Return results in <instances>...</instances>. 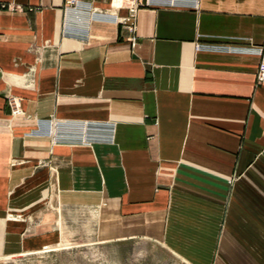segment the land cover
<instances>
[{"label": "crops", "instance_id": "0c3cea01", "mask_svg": "<svg viewBox=\"0 0 264 264\" xmlns=\"http://www.w3.org/2000/svg\"><path fill=\"white\" fill-rule=\"evenodd\" d=\"M76 1L0 0V264L78 213L100 243L264 264V0H140L134 30Z\"/></svg>", "mask_w": 264, "mask_h": 264}, {"label": "rangeland", "instance_id": "374dc122", "mask_svg": "<svg viewBox=\"0 0 264 264\" xmlns=\"http://www.w3.org/2000/svg\"><path fill=\"white\" fill-rule=\"evenodd\" d=\"M66 220L61 242L31 254L8 257L5 264H186L163 246L144 240L98 242L87 214ZM95 217L94 214H92ZM60 224V219L58 221Z\"/></svg>", "mask_w": 264, "mask_h": 264}, {"label": "built area", "instance_id": "2783aa9c", "mask_svg": "<svg viewBox=\"0 0 264 264\" xmlns=\"http://www.w3.org/2000/svg\"><path fill=\"white\" fill-rule=\"evenodd\" d=\"M194 7L197 6L198 0H194ZM66 7L69 9H82L83 5H81L76 0H65ZM141 6L140 0H112V9L115 10L111 13H98L92 11L90 7H84L83 11L87 12L90 15L92 20H99L105 22H113L116 24H129L130 30H134L133 21L135 19L136 13ZM4 8V5L0 4V10ZM120 8H125L127 10L126 17H119L117 14V10ZM69 29V25H66ZM66 28V29H67ZM252 53H255L258 56L259 62L255 73L256 83L259 85H264V41L259 46L252 50ZM8 106L10 109V116L12 118L21 117L23 115V111L20 108L19 100L15 97H10L8 99ZM38 129H36L34 135H44L46 133H51L54 129V124L47 123H39Z\"/></svg>", "mask_w": 264, "mask_h": 264}]
</instances>
